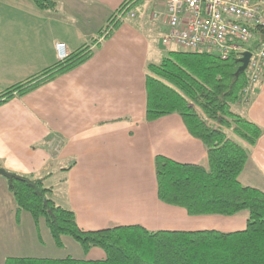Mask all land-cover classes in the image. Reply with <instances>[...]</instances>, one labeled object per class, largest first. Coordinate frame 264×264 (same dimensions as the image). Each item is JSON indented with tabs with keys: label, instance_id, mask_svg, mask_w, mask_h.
I'll return each mask as SVG.
<instances>
[{
	"label": "crops",
	"instance_id": "0c3cea01",
	"mask_svg": "<svg viewBox=\"0 0 264 264\" xmlns=\"http://www.w3.org/2000/svg\"><path fill=\"white\" fill-rule=\"evenodd\" d=\"M124 1L55 0V9L46 11L31 0H0V93L56 64V44L66 55L86 47L91 53L78 67L0 106V168L44 179L50 198L75 214L82 231L123 226L150 232L244 230L245 212L192 217L158 200L157 156L207 167V152L178 115L146 121V77L148 66L165 57L156 42L163 45L166 8L160 0H134L133 17L109 36L100 35ZM235 108L262 130L239 182L264 193V64L250 102ZM24 226L41 241L40 225L28 214H19L17 222L8 182L0 176V238L7 229ZM62 242V251L74 245L68 237ZM72 249L78 260L105 257L99 249ZM7 258L0 257V263Z\"/></svg>",
	"mask_w": 264,
	"mask_h": 264
},
{
	"label": "trees",
	"instance_id": "16d2710c",
	"mask_svg": "<svg viewBox=\"0 0 264 264\" xmlns=\"http://www.w3.org/2000/svg\"><path fill=\"white\" fill-rule=\"evenodd\" d=\"M40 10L53 11L55 0H31ZM134 0H125L110 16L100 35L109 36L123 22L115 16ZM105 36V37H106ZM91 56L88 47L67 55L53 66L0 93V106L15 96H24L56 76L69 72ZM239 56L220 59L205 52L169 51L157 65L148 66L146 112L148 122L178 115L188 133L202 142L207 167L180 164L162 156L154 160L157 198L184 209L189 216L232 217L247 213L242 231H155L123 226L82 231L75 214L50 198L44 179L20 177L8 184L16 205V218L28 214L33 223L46 226L53 244L63 247L62 238L73 240L87 253L99 249L104 259L88 261L10 257L4 264H264V193L239 182L251 147L262 130L232 108L247 105L250 94Z\"/></svg>",
	"mask_w": 264,
	"mask_h": 264
},
{
	"label": "built area",
	"instance_id": "2783aa9c",
	"mask_svg": "<svg viewBox=\"0 0 264 264\" xmlns=\"http://www.w3.org/2000/svg\"><path fill=\"white\" fill-rule=\"evenodd\" d=\"M166 13L164 24L166 33L162 36L163 45L174 44L188 53L205 52L220 59L236 54L241 57L250 52L247 65L248 85L244 94H251L260 81L264 64V0H160ZM133 17L128 7L115 16V22ZM159 18L158 13L151 14V20ZM103 34V36H105ZM255 35H259L252 49L246 48ZM58 59L67 55L64 46H55Z\"/></svg>",
	"mask_w": 264,
	"mask_h": 264
},
{
	"label": "rangeland",
	"instance_id": "374dc122",
	"mask_svg": "<svg viewBox=\"0 0 264 264\" xmlns=\"http://www.w3.org/2000/svg\"><path fill=\"white\" fill-rule=\"evenodd\" d=\"M159 28L158 25H156ZM163 27V26H162ZM259 39V35H255L254 40L246 46L252 49V44ZM156 45L162 57L166 56L169 51H182L178 46L171 44L169 46L161 45L160 41ZM232 111L236 113V108L233 107ZM3 178V177H2ZM4 179V178H3ZM6 180V179H5ZM23 214V213H22ZM26 214V213H25ZM29 216V215H28ZM40 242L34 235V231H28L25 226L18 229H7V231L0 238V257H28V258H48V259H61L69 253L71 257L76 255L72 248H79L74 242L72 248L68 245L65 250H60L53 245L48 235V230L43 222L40 223ZM51 242V243H50ZM38 246V247H37ZM2 264V263H0Z\"/></svg>",
	"mask_w": 264,
	"mask_h": 264
},
{
	"label": "water",
	"instance_id": "95a60500",
	"mask_svg": "<svg viewBox=\"0 0 264 264\" xmlns=\"http://www.w3.org/2000/svg\"><path fill=\"white\" fill-rule=\"evenodd\" d=\"M261 40L264 41V35L261 36ZM251 57V53L250 52H244L241 54V57L238 59V62L240 63V67L238 68L237 72H236V76L239 73H242L246 70L247 65L249 63ZM0 176L3 177L4 179H6V181L8 182V184H11L13 180H18L20 179L19 176H16L14 174H10L8 172H6L5 170H3L2 168H0Z\"/></svg>",
	"mask_w": 264,
	"mask_h": 264
}]
</instances>
